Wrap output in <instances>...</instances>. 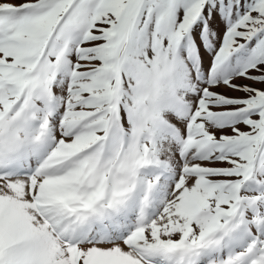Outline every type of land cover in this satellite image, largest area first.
Returning <instances> with one entry per match:
<instances>
[{"label": "snow or ice", "instance_id": "1", "mask_svg": "<svg viewBox=\"0 0 264 264\" xmlns=\"http://www.w3.org/2000/svg\"><path fill=\"white\" fill-rule=\"evenodd\" d=\"M0 264H264V0H0Z\"/></svg>", "mask_w": 264, "mask_h": 264}]
</instances>
